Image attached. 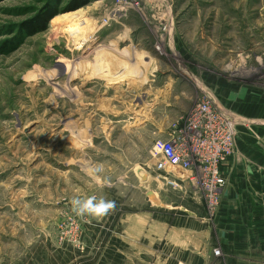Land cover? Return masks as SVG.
<instances>
[{
	"label": "rangeland",
	"instance_id": "obj_1",
	"mask_svg": "<svg viewBox=\"0 0 264 264\" xmlns=\"http://www.w3.org/2000/svg\"><path fill=\"white\" fill-rule=\"evenodd\" d=\"M207 97L264 138V0H0V264H100L87 260L103 240L95 228L115 211L78 217L77 196L115 201L118 220L154 210L168 222L160 211L178 205L177 223L212 228L228 176L210 207L199 183L154 167L173 125ZM234 125L237 154L244 126ZM91 165L111 186L86 174ZM108 224L105 247L122 230ZM183 242H121L108 264H224L201 234Z\"/></svg>",
	"mask_w": 264,
	"mask_h": 264
},
{
	"label": "crops",
	"instance_id": "obj_2",
	"mask_svg": "<svg viewBox=\"0 0 264 264\" xmlns=\"http://www.w3.org/2000/svg\"><path fill=\"white\" fill-rule=\"evenodd\" d=\"M246 122L240 134L241 150L222 168L223 174L228 176V185L223 190L227 198L223 197L224 209L212 228L205 224L201 228L177 225V218L182 216L176 213L183 211L177 205L168 212H174L171 217L174 225L154 219L150 212L142 216L133 213L131 218L117 220L122 230L114 237L130 249H134L142 237H147L151 245L165 241L174 249H183V234L190 231L205 237L208 247L219 246L224 264H264V138L253 137L256 135L253 125L257 127L258 123ZM259 126L264 128V125Z\"/></svg>",
	"mask_w": 264,
	"mask_h": 264
},
{
	"label": "built area",
	"instance_id": "obj_3",
	"mask_svg": "<svg viewBox=\"0 0 264 264\" xmlns=\"http://www.w3.org/2000/svg\"><path fill=\"white\" fill-rule=\"evenodd\" d=\"M206 99L182 128L179 122L173 125L172 134L157 149L154 167L165 176L177 172L199 183L209 206L215 207L226 183L222 168L235 153L234 124L246 126L247 122L216 111L210 98ZM213 253L220 252L214 249Z\"/></svg>",
	"mask_w": 264,
	"mask_h": 264
},
{
	"label": "clouds",
	"instance_id": "obj_4",
	"mask_svg": "<svg viewBox=\"0 0 264 264\" xmlns=\"http://www.w3.org/2000/svg\"><path fill=\"white\" fill-rule=\"evenodd\" d=\"M86 174L96 181L98 184L111 186L109 179H102L100 174L104 171L102 165H91L86 168ZM72 213L81 218L102 219L116 209V203L113 200H108L104 197L90 195L87 197H73L70 200Z\"/></svg>",
	"mask_w": 264,
	"mask_h": 264
},
{
	"label": "trees",
	"instance_id": "obj_5",
	"mask_svg": "<svg viewBox=\"0 0 264 264\" xmlns=\"http://www.w3.org/2000/svg\"><path fill=\"white\" fill-rule=\"evenodd\" d=\"M30 26V25H29ZM28 27V29H31V27ZM149 212H153V214L156 212L154 210H151ZM162 213H165V214H168V212H165V211H160ZM157 213V212H156ZM174 214V212L168 214L170 217L169 219H167V223L170 224V225H174V221L172 220V215ZM182 217H185L186 214L184 213H176ZM120 216V212H119V208L118 206H116V209H115V214H113V216H109L108 220L111 222V223H115L118 218ZM154 217H157V216H154ZM108 222V223H110ZM106 224V226H102V225H96V228H95V232H100V234L103 235V240H101V244L100 246L98 247L99 250L95 253L94 256H92V258H87L90 259V260H93L92 263H94L96 260L99 261L100 264H108V262L110 263L111 261L115 262V261H120L122 259V254L118 251V249L120 247H122L121 245V242L119 239L115 238V237H111L108 244L106 247L104 246V244L106 243V241L108 240L109 236H110V231L112 229V225L113 224ZM182 225V226H186V225H183L182 223H177V225ZM99 229H102L101 231ZM105 248V250H104ZM88 250L86 249V252ZM81 264H89L91 263L90 261H87L86 262V259L85 260H80Z\"/></svg>",
	"mask_w": 264,
	"mask_h": 264
},
{
	"label": "bare ground",
	"instance_id": "obj_6",
	"mask_svg": "<svg viewBox=\"0 0 264 264\" xmlns=\"http://www.w3.org/2000/svg\"><path fill=\"white\" fill-rule=\"evenodd\" d=\"M77 40H79V39H77ZM80 41H76L75 42V45L78 47L77 50L81 49L82 45L85 43V38L83 37L82 40H80ZM127 76L128 75L124 73V75H121V76L119 75V77H116L114 80H112V82H114V83L121 82V80H125V79H127L129 77V76L128 77ZM101 78H102V76H101ZM109 78L111 79V77H109ZM110 79L108 81H110Z\"/></svg>",
	"mask_w": 264,
	"mask_h": 264
}]
</instances>
